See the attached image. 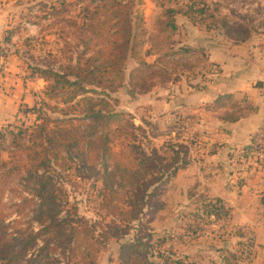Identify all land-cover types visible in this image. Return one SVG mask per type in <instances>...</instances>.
<instances>
[{
	"label": "rangeland",
	"instance_id": "obj_1",
	"mask_svg": "<svg viewBox=\"0 0 264 264\" xmlns=\"http://www.w3.org/2000/svg\"><path fill=\"white\" fill-rule=\"evenodd\" d=\"M205 1L210 11L225 17L230 26H244L249 32L246 40L238 43L235 37L227 39V34L221 31L191 24L180 14L185 11L188 0H141L136 5L142 17L138 37L140 51L137 57L127 58L124 80L110 93L111 106L117 112L128 114L136 126H141L143 120L151 123L153 130L148 126L147 131L162 135L152 140L154 148L160 150L172 141L183 143L189 149V165L178 171L155 199L159 209L149 228L155 238L165 239L161 251H171L184 264H252L255 259L252 234L232 224L230 209L213 189L219 171L224 174L223 168L209 162L208 157L222 143V140H214L220 119L227 115L237 117L247 109L246 104L235 98L224 100L222 97L216 101L211 97L215 93L216 79L225 75L224 60L231 47L252 43L260 52L264 50V0ZM89 5V0H0L1 8L7 12L0 46V108L5 110L0 116L4 121L0 123V133L7 129L13 131L14 127L31 129L34 118L24 116L23 111L41 101L55 106L57 101L47 94L50 81L44 80L40 71H61L74 64L75 56L83 48L81 41L89 37V33L79 30L87 22L84 8ZM168 9L178 12L174 16L177 26L174 33L161 24ZM92 11L91 6L90 13ZM108 15L103 11L100 16ZM95 43L98 44L94 51L105 46L106 40H95ZM146 52L150 55H145ZM216 55L220 62L210 60ZM139 58L154 68L151 73L142 75L145 80L140 82L142 88H133L129 74L137 67ZM49 114L53 118L60 117V113ZM5 134L0 148V164H6L0 166V242L24 237V229L28 228L26 233L38 229L33 219L34 205L24 202L33 199L37 203L25 180L29 161L26 162L22 156L26 154L21 155L12 144V136ZM21 144L30 147L31 141L22 140ZM237 161L238 158L234 169L241 165ZM75 168L73 166L69 174L59 173L54 180L67 191L69 198L81 200L88 182L83 181L87 183L85 188L78 184L82 181L76 180L77 185L74 184L73 175L79 172ZM235 183L238 185L239 179ZM217 186L218 189L220 186ZM215 199H220L229 210L228 218L214 219L205 214L203 206ZM86 206L83 203L79 210L94 218L92 208ZM59 217H64L63 212ZM41 245L42 241L37 239L19 264L37 256ZM91 253L92 258L78 250L74 255L63 254L61 250L48 251L40 264H119L117 246L112 242L104 246L94 244Z\"/></svg>",
	"mask_w": 264,
	"mask_h": 264
},
{
	"label": "trees",
	"instance_id": "obj_2",
	"mask_svg": "<svg viewBox=\"0 0 264 264\" xmlns=\"http://www.w3.org/2000/svg\"><path fill=\"white\" fill-rule=\"evenodd\" d=\"M140 1L89 0L90 5L84 8L87 22L79 28L89 37L81 41L83 48L75 56L74 64L61 71H40L43 79L50 81L47 94L57 101L55 106L41 101L23 111L24 116L34 118L31 129L14 127L13 131L0 133V148L7 132L12 136V144L29 161L25 180L37 203L33 199L24 202L34 205L33 219L38 224L37 231L26 233L28 228L24 229L25 236L20 239L1 240V264H19L37 239L42 241L37 256L24 264H40L48 251L55 250L68 255L78 250L92 258L93 245L104 246L108 242L117 246L119 264H184L171 251H161L165 239L155 238L149 223L159 209L156 197L178 171L189 165V149L172 141L160 150L154 148L152 140L162 135L147 131L145 127H152L151 123L143 120L141 126H136L128 114L111 106L110 93L124 80L127 58L137 57L140 51L142 17L136 8ZM91 6L94 11L90 13ZM103 11L109 15L100 16ZM214 12L205 0H188L180 14L194 26L221 31L227 39L235 37L238 43L246 40L249 32L244 26H230L225 17ZM176 14L173 9L166 10L161 23L171 33L177 30ZM99 39H105L106 45L92 50ZM137 61L129 82L134 84L133 88H142V75L151 73L154 65L141 58ZM60 104L64 107L60 108ZM49 112L60 113V117L53 118ZM22 140L31 141V146L23 147ZM73 166L79 170L73 175L74 184L77 185L76 180L82 181L78 184L85 188L87 183L83 181L88 182L81 200L69 198L54 180L59 173L69 174ZM83 203L92 208L94 218L79 210ZM203 209L214 219L230 216L220 199L209 201ZM61 212L64 217L60 218Z\"/></svg>",
	"mask_w": 264,
	"mask_h": 264
},
{
	"label": "crops",
	"instance_id": "obj_3",
	"mask_svg": "<svg viewBox=\"0 0 264 264\" xmlns=\"http://www.w3.org/2000/svg\"><path fill=\"white\" fill-rule=\"evenodd\" d=\"M6 16L7 12L0 6V46ZM260 50L252 43H244L231 47L225 56V75L216 79L215 93L211 98L216 101L222 97L224 100L235 98L246 104L247 109L237 117L227 115L220 119L214 140H222V143L208 157L209 162L224 171V174L219 171L220 180L216 176L213 187L216 196L230 209L232 224L252 234L255 249L252 264H264V156L259 158L258 150L254 151L252 146L254 139L264 132V50ZM210 60L221 61L217 60V55ZM4 112L0 108V116ZM2 121L0 119V123ZM236 158L241 163L238 169H234ZM237 179L238 185L235 183ZM217 185L220 186L218 189Z\"/></svg>",
	"mask_w": 264,
	"mask_h": 264
},
{
	"label": "built area",
	"instance_id": "obj_4",
	"mask_svg": "<svg viewBox=\"0 0 264 264\" xmlns=\"http://www.w3.org/2000/svg\"><path fill=\"white\" fill-rule=\"evenodd\" d=\"M253 147H257L256 149L258 150V157L262 158L264 156V132L258 136L256 139H254Z\"/></svg>",
	"mask_w": 264,
	"mask_h": 264
}]
</instances>
